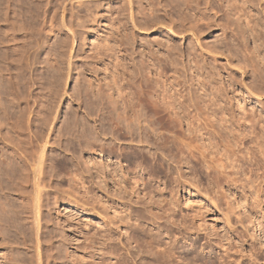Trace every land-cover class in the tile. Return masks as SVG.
I'll use <instances>...</instances> for the list:
<instances>
[{"label": "rangeland", "instance_id": "1", "mask_svg": "<svg viewBox=\"0 0 264 264\" xmlns=\"http://www.w3.org/2000/svg\"><path fill=\"white\" fill-rule=\"evenodd\" d=\"M248 9L250 23L224 38L204 21L200 35L182 33L190 18L180 0H0V30L22 21L26 34L22 56L7 53L22 58L20 74L15 61L8 75L0 56V148L9 147L0 155H42L48 191L39 228L23 219L8 233L25 242L12 264H36V238L39 264H264V163L258 172L246 149L229 148L244 124V147L264 150V0ZM114 81L132 104H173L174 118L141 111L140 124L126 123L133 112ZM98 90L114 91L116 106Z\"/></svg>", "mask_w": 264, "mask_h": 264}, {"label": "bare ground", "instance_id": "2", "mask_svg": "<svg viewBox=\"0 0 264 264\" xmlns=\"http://www.w3.org/2000/svg\"><path fill=\"white\" fill-rule=\"evenodd\" d=\"M180 1L182 2L185 10L189 11L188 13L186 12L187 14L185 15V18L187 15H188L187 18H190L189 22H186V19H184L182 21V22L188 23V25H189L187 29L185 27H182V29L180 30L182 33L190 32L193 36L200 35L201 30L198 29V23L204 21V24L206 25L207 29H210L211 26H215V25L220 26L223 30L222 34H223L224 38L227 36V34L233 35V33H235V31H234L235 28L240 30L243 20H247V24L250 23V20H249L250 17L248 18V16H246V11L249 10L248 8L250 7V5L252 6V4L254 2H256V1L258 2V0H180ZM219 2H225L226 4L224 6L223 3L218 4ZM201 5L203 7H201ZM158 7H164V5H162L160 3V1H157V6L156 7H154V6L150 7V9L148 10L149 13H151V16L154 15L153 13L155 12V10L159 11ZM190 11L192 12V14H190ZM232 15L237 16L236 18L233 17L235 20L234 19L232 20V18H231ZM3 17H4V22L6 23L7 22L6 14ZM221 19H225V23L219 24L218 20H221ZM168 21H169V25L172 28H174V24H175L174 20L172 18H169ZM233 25H235L234 28H232ZM4 26H7L8 29L5 31L0 30V50L1 51L4 50V51H2L0 56L2 59V64L4 65L3 67L5 68V71L7 72L8 75H10L11 74L10 68H13V65H14L13 63L15 61H17L18 65L15 63L16 66L17 67L20 66L19 64H20L22 58H17V60H15V61H13L14 59L9 60L8 54H7L8 50L10 49V46H16V47H18V50H14V52L18 51V54H20V56H22V54H23L22 49H23V46L25 43L23 40H24V37L26 34L24 33V24L22 21L20 22V25H18V26H14V25L8 24V23H6ZM237 33H239V31ZM236 36H237V34H236ZM12 52H13V50H12ZM218 53L223 54L222 52H218ZM21 67L22 66H20L18 68H16V67H14V68L17 69L18 73H19V70L21 69ZM122 88H123V86L117 85L116 81L113 82L112 87H109V89H111V90L116 89L115 90L116 94L114 91H112V92H114V94L116 96L118 94L117 97H120L121 101L123 100L125 103L130 102V103H128V106H126L125 108L128 107L127 110L130 108L131 111L133 112V115L130 116V118L132 117L130 119V118H128L129 117L128 113H125V116L128 115L127 121L125 120L126 123L128 122L129 124H131L133 122L134 123L136 122L137 124H140L141 115L139 112H141V111H144L145 113H150L152 117L161 119V120L166 122V120L164 118H166V116L168 117V116L172 115L171 113H170V115H167L169 108L171 106L173 108L171 107L170 109L176 108V107L174 108L173 104L170 106V103H168V104L164 103L163 100H165V97L163 95H162V101H163L162 104L157 103V101H155V100H151V98L144 100V99H141L140 97H137L136 102L134 104H132L131 101L127 100L128 97L124 98L125 93L124 94L122 93L124 91V90L121 91ZM91 91H93V90H91ZM112 92L104 94L103 92L99 91L97 94L100 97L104 96L105 99L107 101H109L108 102L109 104H111V105L114 104V106H116L115 104L118 101L117 100L118 98H116L117 101L115 99H113L112 98ZM127 95L128 94H125V96H127ZM129 97H130V94H129ZM126 101H128V102H126ZM135 108H139V109H135ZM124 111H126V110H124ZM176 113H177V111H176ZM173 114H175V113H173ZM125 116H123V117H125ZM173 116H175V118H178V117H176V115H173ZM195 116H197V115H195ZM221 117L223 118V116H221ZM171 118L173 119L174 117H171ZM171 118L168 117L167 120L168 119L171 120ZM207 118L209 120L207 122V120L205 118L206 123H208L209 126L212 125L213 123L210 124V122H209V121H211L210 118L209 117H207ZM124 119H126V118H124ZM196 119H198V118H196ZM176 121L174 122V125L176 124ZM181 121H182V119L180 120V122ZM222 121H225V123L229 122V121H226V119H224ZM180 122H177V123L180 124ZM168 123L172 124L173 121L168 122ZM222 124H223V122H222ZM204 125H203V128H204ZM208 125H206V126H208ZM212 126L214 127V125H212ZM223 126H225V124ZM116 127H118V126H116ZM222 127H221V129H223V131H224L225 127L224 128H222ZM237 127H238V129L236 128L237 129L236 131H234V129L233 130L230 129V130H232V138H233V142H234L233 144H235L236 151L234 148L232 149L231 145H229L230 146L229 148L231 150L228 147H224L225 145L223 146V144H222V146L225 149L227 148L226 151L229 149L232 153H230L229 151L228 152L230 154H232V156L235 154V152H236V154H239V152L241 153V151L246 149L245 155L241 158H243L244 160L250 161V163L252 161L253 165L255 166L257 171L259 172L260 167L262 166V165L260 166L259 160H262L264 163V150L262 149L263 145L259 144V146H257L258 148L255 149L256 151L252 150L253 148L252 149L245 148L244 147V144H245L244 140H245V137L247 135L245 134L244 130H245L246 125L239 124V125H237ZM203 128H202V130H203ZM190 129L191 128H189V131H190ZM208 129H209V127H208ZM226 129H228V128H226ZM117 131H120V129L116 128L114 132L116 133ZM193 131H192V135H189L190 137L191 136L193 137L194 135H196V134L193 135ZM195 132H200V131L196 130ZM207 132H208V130H207ZM251 132L252 131H250V133ZM253 133H256V132L253 131ZM223 134H224V132H223ZM229 134H231V132H229ZM258 134H259V131H258V133L254 134L255 142H256V140L257 141L260 140V138H259L260 134L259 135ZM215 135H217V134H214V136ZM197 136H194V137H197ZM219 136L221 137L222 135H220V133H219ZM260 137L263 138V136H260ZM225 138L227 139L228 137H225ZM191 139L195 140V141L191 140L192 142H197L195 138L194 139L191 138ZM228 140L229 139H227V141L226 140L225 141L228 142ZM231 141L232 140H230L229 142H231ZM248 141H250V139ZM258 143H261V142H258ZM220 144H221V142H220ZM227 144H229V143H227ZM256 144L257 143H255V145ZM3 145H4V148L6 150L9 149L7 144H3ZM194 147H196V146H194ZM194 147H193V149H195ZM1 149L2 148H0V151H1ZM3 149H2V151H3ZM6 150L0 155V241H1L0 242V250H2L5 247H10V253L5 254V255L0 254V259L5 260L8 264H12L13 262L18 261V257H19V254L14 255V253L12 251L15 249V246L19 247L18 245H20V244L24 246L25 242H24V238L22 241H19L15 238L10 239L8 233L11 231V229H14L15 231H17L18 227L22 224V223H20V221L23 219L25 221L28 219H31V223L34 224L37 229L39 228V211L41 208V201L44 198V196L48 193V191H45L46 183H44V180L42 179V175H43L42 169H41L42 164H43V156L42 155H38L37 157L33 158L32 160H29L24 155L22 156L20 154L18 157H12V156L8 155L9 153L8 154L6 153ZM196 150H198V149H196ZM199 150H201V149H199ZM189 151H190V149H189ZM201 153L204 154L203 150ZM189 155H190V153H189ZM191 156L193 157L194 155H191ZM218 162H219V163H217L218 167L220 166L221 168H223L224 171L226 168H228L225 163H222V160H220ZM217 165H216V167H217ZM234 165H235V163L232 164V166L235 168L236 165L235 166ZM253 165H252V167H253ZM28 168L30 169L29 171H28ZM239 168H240V166H239ZM261 168H264V166ZM247 171L251 173L252 168H249ZM261 171L262 172L260 173L259 176L264 178V169H262ZM233 173H232V175H235L239 172H235V174H233ZM256 174H257V172H256ZM235 179L236 178H234V180ZM67 183H68L69 190L70 189L72 190V186L74 184V179L69 177L67 179ZM27 184H30L32 186V191L28 192V193H26L24 191L25 187H26L25 185H27ZM164 193L160 192L159 194L162 197L164 195ZM260 193H261L260 189H257L256 196L258 197ZM13 195H16L17 199H22V200L20 202H17V200H12L11 197ZM15 203H18L16 210H14V208H13ZM166 203H167V201H166ZM170 203H171V199H170ZM171 208H173V207H171ZM26 213H28V214L31 213V215L27 216ZM38 244H39V240L36 238V244L34 246V250H35L36 256H37L36 264H39V247H38ZM157 244H158V242H157ZM159 244L161 245V243H159ZM160 245H158V248H160L159 247ZM12 246H14V247H12ZM164 249H167V248H164ZM170 249H169V252H168V250L166 252H165V250H162L163 251L162 254L168 252L167 255L169 256V253L171 252ZM226 260H225V264L235 263L234 262L235 260L230 259L229 256H228L227 262H226ZM220 262H223V260Z\"/></svg>", "mask_w": 264, "mask_h": 264}]
</instances>
